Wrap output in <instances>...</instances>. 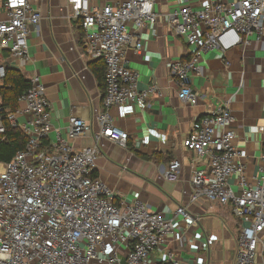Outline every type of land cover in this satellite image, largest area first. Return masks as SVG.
Listing matches in <instances>:
<instances>
[{"label": "built area", "instance_id": "1", "mask_svg": "<svg viewBox=\"0 0 264 264\" xmlns=\"http://www.w3.org/2000/svg\"><path fill=\"white\" fill-rule=\"evenodd\" d=\"M68 1L82 29L86 55L102 59L106 68L103 108L96 110L100 129L77 116L70 117L66 136L54 129L51 102L39 75L31 78L15 111L7 112L0 97V140L7 139L8 125L27 136L24 148L0 162V264H159L152 260L157 250L161 262L187 264L178 250L168 249V242L177 239L179 226L184 231L197 228L200 217L185 206L168 217L142 199L117 202L113 189L94 175L103 140L126 146L129 139V132L115 123L112 108L130 102L145 105L159 93L154 83L139 89L140 73L127 57L128 49L139 54L144 44L129 24L137 29L155 24L156 2L124 0L94 8L91 0ZM41 19L31 0H0V88L7 66L29 58L28 39ZM169 21L196 46L190 59L173 62L170 70L180 87L178 97L196 105L199 97L189 83L201 72L204 52L218 49L226 55L249 45L252 35L264 41V0L208 2L199 9L183 4L169 14ZM233 126L232 109L225 105L195 120L185 137V149L207 160L205 167L193 170L191 201L230 205L241 223L235 264H264V151L260 173L249 179ZM259 130L264 131V124ZM80 135H92L95 144L76 151L71 140ZM180 174L178 160L164 173L170 181L179 180ZM234 175L239 190L229 182Z\"/></svg>", "mask_w": 264, "mask_h": 264}, {"label": "crops", "instance_id": "2", "mask_svg": "<svg viewBox=\"0 0 264 264\" xmlns=\"http://www.w3.org/2000/svg\"><path fill=\"white\" fill-rule=\"evenodd\" d=\"M42 13L28 39L29 58L12 62L31 80L39 75L46 86L52 106V125L66 136L69 119L77 116L100 126L96 110L103 108L106 88L98 79L102 59L86 55L81 39L82 29L72 18L68 0H31ZM124 0H91L94 8ZM234 0H155L158 21L137 29L129 28L144 42L141 53L128 49V65L139 71L138 87H159L147 104L125 103L112 108L115 123L129 132L126 146L104 139L94 174L115 192L117 202L134 204L145 201L152 209L165 211L170 217L178 206H185L200 217L197 228H177V239L170 237L168 249L178 250L187 264H235L240 220L230 205H219L205 199L191 201L193 170L205 167L206 159L185 149L183 142L193 123L211 111L229 105L234 115L236 145L242 151L240 160L247 166L249 179L259 174L264 151V41L256 35L250 44L240 45L226 55L218 49L204 52L201 72L192 75L190 86L199 97L192 105L178 97L179 85L171 75L177 60L190 59L196 46L189 44L170 25L169 14L178 6L189 4L196 9L208 2ZM99 60H102L100 63ZM232 61L230 66L226 61ZM105 90V91H104ZM55 131L51 136H55ZM76 151L95 144L92 135L71 140ZM173 160L181 162L177 181L164 173ZM239 190L237 176L229 180ZM157 250L152 260L161 263Z\"/></svg>", "mask_w": 264, "mask_h": 264}, {"label": "trees", "instance_id": "3", "mask_svg": "<svg viewBox=\"0 0 264 264\" xmlns=\"http://www.w3.org/2000/svg\"><path fill=\"white\" fill-rule=\"evenodd\" d=\"M101 61L102 60H99L98 62L100 63ZM97 75L102 87L106 88L105 65L99 66ZM30 85L31 80L27 78L19 68L11 65L7 66V76L0 88L2 106L7 110V112L15 111L19 107V99L28 90ZM26 142L27 136L21 129L8 125L7 139L0 140V162L10 161L18 150L24 148ZM47 146V140H44L42 147L46 148ZM159 264L171 263L161 262Z\"/></svg>", "mask_w": 264, "mask_h": 264}, {"label": "rangeland", "instance_id": "4", "mask_svg": "<svg viewBox=\"0 0 264 264\" xmlns=\"http://www.w3.org/2000/svg\"><path fill=\"white\" fill-rule=\"evenodd\" d=\"M3 169V167L2 166H0V170H2Z\"/></svg>", "mask_w": 264, "mask_h": 264}]
</instances>
